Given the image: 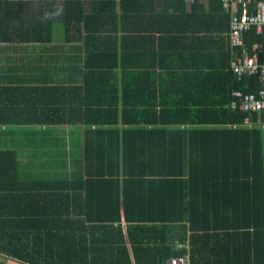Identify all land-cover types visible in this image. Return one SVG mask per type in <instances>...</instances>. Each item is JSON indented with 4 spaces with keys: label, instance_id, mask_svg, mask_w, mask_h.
<instances>
[{
    "label": "trees",
    "instance_id": "obj_1",
    "mask_svg": "<svg viewBox=\"0 0 264 264\" xmlns=\"http://www.w3.org/2000/svg\"><path fill=\"white\" fill-rule=\"evenodd\" d=\"M118 3L91 2L86 15L73 6L85 80L72 93L89 124L77 180L25 181L15 150L0 148V264H166L186 253L191 264H264L263 116L231 106L259 80L230 70L216 81L210 36L188 48L194 64H159L173 78L159 81L152 64H134L146 48L127 33L138 0ZM183 49L164 53L180 60Z\"/></svg>",
    "mask_w": 264,
    "mask_h": 264
},
{
    "label": "crops",
    "instance_id": "obj_2",
    "mask_svg": "<svg viewBox=\"0 0 264 264\" xmlns=\"http://www.w3.org/2000/svg\"><path fill=\"white\" fill-rule=\"evenodd\" d=\"M103 1L107 0H0V148L15 150L25 181H76L81 175L77 165L79 159L82 161L89 124L81 121L87 118L77 109L76 96L72 93L85 80L83 43L72 21L73 6L83 3L81 13L86 15L91 2ZM259 1L246 2L247 11L254 13ZM244 2H238L237 14L243 12ZM176 3L173 9L165 0H138L132 14L134 24L127 33L132 35L135 51L138 47L146 48H140L139 55L134 54V64L143 63L148 67L152 64L158 80L169 81L173 78L159 64L168 67L194 64L188 48L196 46L201 52L206 38L211 36L219 44L217 53L221 52L210 60L220 70L215 80L228 81L223 75L232 71L233 11L217 0H184V4L178 0ZM118 16H121L119 8ZM117 31L120 42V23ZM243 39L250 53H257L259 62L264 63V32L251 27L244 32ZM175 46L185 48L180 60L164 53ZM153 52H163L164 58L154 60ZM143 78L135 74L133 82L144 84ZM122 80L121 74L120 97ZM183 80L195 82L197 77ZM60 89H63L61 94L52 91ZM96 140L109 138L102 136ZM95 213L97 217L100 212ZM86 214L87 209L80 215L85 218ZM158 225L161 224L147 226ZM122 226L127 227V223L123 221ZM129 251L133 259L130 248Z\"/></svg>",
    "mask_w": 264,
    "mask_h": 264
},
{
    "label": "built area",
    "instance_id": "obj_3",
    "mask_svg": "<svg viewBox=\"0 0 264 264\" xmlns=\"http://www.w3.org/2000/svg\"><path fill=\"white\" fill-rule=\"evenodd\" d=\"M221 1L225 8H230L233 11L230 26V45L233 52L232 72L238 80L245 77H256L261 83L257 93H243L240 90L234 92V97H237L240 102L238 105L233 103L232 106L242 112L261 114L263 119L260 120L259 126L264 130V63L259 62L257 53H250L243 39L244 32L251 27H255L259 32H264V0L256 4L254 13L248 12L245 6V3H249L251 0H245L241 14H237V4L244 0ZM179 249H181L180 246ZM166 264H191V260H189V254L186 253L182 257L169 260Z\"/></svg>",
    "mask_w": 264,
    "mask_h": 264
}]
</instances>
